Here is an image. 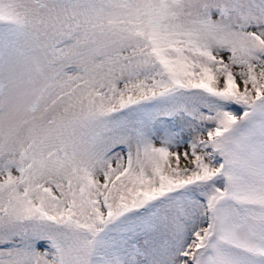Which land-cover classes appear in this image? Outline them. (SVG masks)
<instances>
[{
    "label": "snow or ice",
    "instance_id": "obj_1",
    "mask_svg": "<svg viewBox=\"0 0 264 264\" xmlns=\"http://www.w3.org/2000/svg\"><path fill=\"white\" fill-rule=\"evenodd\" d=\"M0 264H264V0H0Z\"/></svg>",
    "mask_w": 264,
    "mask_h": 264
}]
</instances>
